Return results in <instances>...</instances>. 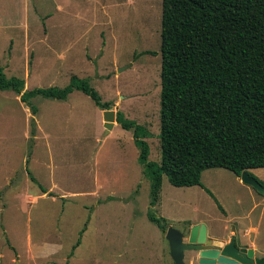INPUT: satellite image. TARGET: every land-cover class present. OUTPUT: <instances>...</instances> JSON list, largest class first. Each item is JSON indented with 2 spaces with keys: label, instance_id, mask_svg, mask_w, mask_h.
Returning <instances> with one entry per match:
<instances>
[{
  "label": "rangeland",
  "instance_id": "374dc122",
  "mask_svg": "<svg viewBox=\"0 0 264 264\" xmlns=\"http://www.w3.org/2000/svg\"><path fill=\"white\" fill-rule=\"evenodd\" d=\"M161 12L162 0H0V67L24 89L87 77L108 109L150 131L158 162ZM31 102L35 115L0 89V264H174L148 209L186 235L199 222L229 231L221 239L264 256V196L232 171L207 168L201 185L181 187L163 175L151 207L132 130L105 132L103 109L79 90ZM248 172L264 185V167ZM198 258L185 251V264Z\"/></svg>",
  "mask_w": 264,
  "mask_h": 264
},
{
  "label": "trees",
  "instance_id": "16d2710c",
  "mask_svg": "<svg viewBox=\"0 0 264 264\" xmlns=\"http://www.w3.org/2000/svg\"><path fill=\"white\" fill-rule=\"evenodd\" d=\"M160 37L158 162L149 159L150 131L122 111L115 115L122 128L132 130L151 207L159 200L163 175L181 187L201 185V173L211 167L237 176L264 167V0H162ZM24 83L0 67V89L19 94L33 115L37 107L31 98L38 95L66 99L79 90L100 109L111 104L87 77L72 75L62 87L24 89ZM147 217L166 231L164 217L151 209ZM84 230L85 225L80 236ZM79 243L80 237L69 256Z\"/></svg>",
  "mask_w": 264,
  "mask_h": 264
},
{
  "label": "water",
  "instance_id": "95a60500",
  "mask_svg": "<svg viewBox=\"0 0 264 264\" xmlns=\"http://www.w3.org/2000/svg\"><path fill=\"white\" fill-rule=\"evenodd\" d=\"M102 113L105 132H108L116 122V111L103 109ZM239 177L242 183L251 186L264 196V185L247 171H242ZM165 238L168 241L170 256L174 264H185L184 253L190 249L199 250V264H264V258L255 256L254 249L251 247H240L234 239L225 242L221 238L210 237L204 223L192 225L187 235L168 226Z\"/></svg>",
  "mask_w": 264,
  "mask_h": 264
},
{
  "label": "crops",
  "instance_id": "0c3cea01",
  "mask_svg": "<svg viewBox=\"0 0 264 264\" xmlns=\"http://www.w3.org/2000/svg\"><path fill=\"white\" fill-rule=\"evenodd\" d=\"M118 123H117V121L116 122H114V124H113V127L109 130V131H111L113 128H114V126L115 125H117ZM235 174V173H234ZM236 175V174H235ZM236 177L238 178V176L236 175ZM200 223V222H199ZM195 224V223H194ZM191 225H193V224H191ZM207 226V225H206ZM207 232H208V235H211V236H213V237H218V238H224L225 236H228L229 235V231H227L225 234H223V235H214V234H212L211 233V229H210V227L209 226H207ZM252 248V247H251ZM254 249V248H253ZM254 254H255V250H254ZM258 257H264L263 255H260V254H258Z\"/></svg>",
  "mask_w": 264,
  "mask_h": 264
},
{
  "label": "flooded vegetation",
  "instance_id": "af4514ba",
  "mask_svg": "<svg viewBox=\"0 0 264 264\" xmlns=\"http://www.w3.org/2000/svg\"><path fill=\"white\" fill-rule=\"evenodd\" d=\"M185 254V253H184Z\"/></svg>",
  "mask_w": 264,
  "mask_h": 264
}]
</instances>
